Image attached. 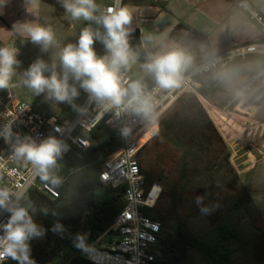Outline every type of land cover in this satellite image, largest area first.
<instances>
[{
  "label": "clouds",
  "instance_id": "obj_1",
  "mask_svg": "<svg viewBox=\"0 0 264 264\" xmlns=\"http://www.w3.org/2000/svg\"><path fill=\"white\" fill-rule=\"evenodd\" d=\"M3 3L4 0H0V4ZM40 3L41 0H25L26 11L37 17ZM59 3L70 21L84 22L76 41L60 46L53 27L46 22L14 24L12 33L40 46L43 53L51 52V58L50 61L37 58L26 70L18 72L21 64L17 59L19 48L14 44L0 46V90H9L11 95L12 87L22 86L34 96L43 95L46 101L66 103L74 109L79 107L75 100L83 90L90 104L99 111L119 115L131 110L151 118L152 99L142 80H125L123 75L138 58L129 43L133 19L130 8L123 0H114L105 8L97 0H59ZM97 42L103 45V55L97 54ZM54 48H58L55 53ZM216 63L218 61H210L204 69L215 67ZM194 67L193 55L178 45L146 52L141 65L145 75L151 77L159 89L165 90L179 87ZM229 71L222 66L213 76L223 80ZM120 134L128 137L130 130L123 127ZM0 137L10 145L12 157L30 165L36 176L52 185L61 183L54 170L67 150L62 139L49 135L38 141L28 135L20 136L13 132L12 121L0 127ZM201 200V197L197 198L198 203ZM0 210L10 213L7 222L0 223V264L8 258L18 264H35L29 241L44 235V230L33 219L37 208L26 192L14 193L8 188H0ZM39 212L47 215L49 209L41 208ZM61 228L57 224L54 230ZM86 239V235L78 234L75 246L88 251Z\"/></svg>",
  "mask_w": 264,
  "mask_h": 264
},
{
  "label": "built area",
  "instance_id": "obj_2",
  "mask_svg": "<svg viewBox=\"0 0 264 264\" xmlns=\"http://www.w3.org/2000/svg\"><path fill=\"white\" fill-rule=\"evenodd\" d=\"M113 2L114 0H110L105 7ZM124 2L125 0L123 4ZM253 16L264 32V17L255 12ZM263 48L264 45H243L218 54L201 62L176 88L165 90L159 89L155 83L149 85L145 91L152 99L151 118H145L131 110L119 115L99 111L90 104L87 93L83 90H81L83 102L78 112L68 119L43 115L30 104L10 95V92L6 95L0 92V127L12 121L14 133L20 136L28 135L38 141L49 135H55L67 145L62 157L77 162L83 161L92 147L89 135L102 123L120 140L119 148L101 163L99 170L102 189L123 193L124 206L115 225L117 239L110 242L107 247L90 246L86 257L91 264H160L155 250L163 233L162 224L148 216L146 211L150 212L156 208L163 188L158 183L148 184L147 176L142 171L140 153L143 147L159 134L162 115L182 95L194 94L200 97L196 80L198 77L219 70L222 66L227 69L231 65L246 61L254 54H264ZM98 54L103 55L104 48ZM210 61H218V63L215 67L204 69V65L209 64ZM123 75L125 80H133L127 70ZM123 127L130 130L128 137L120 134ZM149 133L152 134L150 139L140 146V141ZM0 188H8L14 193L26 192V194L38 189L51 199L59 197V192L51 185L40 183V178L34 174L30 165L12 157L10 145L3 137H0ZM9 216V212L0 210V223H6ZM3 264H18V262L8 258Z\"/></svg>",
  "mask_w": 264,
  "mask_h": 264
},
{
  "label": "trees",
  "instance_id": "obj_3",
  "mask_svg": "<svg viewBox=\"0 0 264 264\" xmlns=\"http://www.w3.org/2000/svg\"><path fill=\"white\" fill-rule=\"evenodd\" d=\"M129 43L141 58L146 55L141 47L138 30L133 32ZM0 46L5 45L0 42ZM89 139L92 147L83 161L74 165L72 169L56 166L54 174L61 180L59 185H52L40 179L41 184L48 183L59 192L57 199H51L38 189L27 194L37 208V213L33 216L34 222L44 230L42 237L29 241L31 258L36 264H58L61 259L67 261L66 264H91L86 257L87 251H82L74 244L77 235H86V244L89 247L101 246L104 242L110 243L117 236V231H112L124 206L123 193L114 192L115 194L104 196L101 193L103 189L100 187L99 173L81 187L65 205L71 194V176L74 169L100 167L101 163L120 146V140L104 123L89 135ZM146 140L143 139V145ZM172 142H176V147ZM152 144H155L157 149L158 167L146 168L142 160L141 167L147 176L148 184L158 183L163 191L156 208L150 212L146 211V214L153 220L161 222L163 232L170 228L172 222H178L177 237L169 240L170 250L174 254L186 256L190 248H195L201 251L203 257L211 264H230L231 252L228 249L219 244H206L187 232L176 207L179 185L187 178L186 162L203 163L206 170L213 171L222 161L230 164L231 160L226 141L195 96L182 95L161 117L159 134L143 147L144 154ZM178 163L182 164L181 172L179 177L174 178L173 166ZM167 199L170 204L161 207L162 202ZM45 207L49 209L47 215L39 212V209ZM53 212L56 214L53 215ZM57 224L62 228L54 230ZM219 230L221 240L237 239L236 230L230 231L221 227ZM163 243L165 239H160L155 250L160 264H163L160 255L168 253L167 249L163 248ZM69 253L71 256L65 258L64 255L67 256Z\"/></svg>",
  "mask_w": 264,
  "mask_h": 264
},
{
  "label": "rangeland",
  "instance_id": "obj_4",
  "mask_svg": "<svg viewBox=\"0 0 264 264\" xmlns=\"http://www.w3.org/2000/svg\"><path fill=\"white\" fill-rule=\"evenodd\" d=\"M0 41L3 45L5 44L2 39ZM5 42V45L15 43L19 48L20 54L17 59L21 61V64L17 69L18 72L26 70L37 58L50 61L51 52H41L40 46L32 45L31 41L26 45H18L17 40H7ZM56 51H58V48L53 49V53ZM257 85H260V87L258 86L260 88L259 91H264L263 83H258ZM247 88L239 89L231 100L233 105L227 109H222L223 111L228 110L226 114L219 112V115H217L220 116L219 118L215 115L214 118L217 119L216 121L219 125L215 124L213 118H211L201 103V106L204 107L208 117L214 122L227 145H231V148L228 147L231 153L230 164L222 161L213 171H208L203 163L186 162L187 178L186 181L181 182L179 185V195L176 202L178 216L182 221L181 223L184 222L186 225L187 232L193 238L206 244H219L223 248L228 249L231 252L230 264H264V177L262 176V172L264 174V163L259 162L256 164L261 158H264V130L262 128L256 129L255 127L256 124L254 122L256 119L253 120V117L259 111L257 109L259 103L258 105L252 103L253 99L246 97ZM0 92L6 95L9 90H0ZM240 93L242 94L240 95ZM11 94L18 100L30 104L37 112L43 115L56 116L63 119L73 117L71 114H73L75 109L71 105L46 101L43 95L34 96L22 86L12 87ZM187 95L195 96L194 94ZM82 97L80 92V96L75 100L77 106H79ZM196 98L199 99L198 97ZM240 102H243V105L238 106V110H236ZM263 114L264 112L257 119L264 123ZM149 134L152 136L151 133ZM144 138L147 139V135ZM172 143L176 147V142ZM156 154L155 144H152L145 154L143 150L141 151L140 158L146 168L148 166L149 168L152 166L158 167ZM76 164L77 161L65 157H62L57 162V165L71 169ZM173 168L174 178L179 177L182 164H174ZM99 170L100 167L94 166H89L87 169H74L71 176V194L69 201L65 202V205L70 202L81 187L88 184L99 173ZM173 180L171 181L173 182ZM101 193L104 196L106 194H115L107 188H104ZM198 197L202 198L199 203L197 202ZM169 204L168 199L164 200L161 207ZM202 209H207V211ZM227 209L235 214V220L226 224V227L229 229L236 227L238 234L237 239L225 241L221 240L219 229L220 227L224 228L221 225V217L223 211ZM177 227L178 222H172L170 228L162 233L161 240L165 239V243L162 246L168 251L167 254L160 255L159 258L162 263L211 264L203 257L201 251L195 248H190L186 256L176 255L171 252L169 240L177 237ZM70 256L71 253L67 256L64 255L65 258ZM66 262L61 259L58 264H66Z\"/></svg>",
  "mask_w": 264,
  "mask_h": 264
},
{
  "label": "crops",
  "instance_id": "obj_5",
  "mask_svg": "<svg viewBox=\"0 0 264 264\" xmlns=\"http://www.w3.org/2000/svg\"><path fill=\"white\" fill-rule=\"evenodd\" d=\"M97 3L104 8L110 0H97ZM124 5L133 13L129 39L138 30L145 53L178 45L193 55L197 67L201 62L237 46L264 45V32L253 16L255 12L264 17V0H125ZM65 15V9L59 0H41L37 17L26 11L25 0H4L0 4V40L5 44L7 40H17L18 45H26L30 40H23L12 33L14 24L46 22L53 27L59 45L75 42L84 22L70 21ZM95 49L97 53L100 52L102 44L97 42ZM262 50L264 52V48ZM145 58L146 55L141 58L138 54L136 62L127 71L133 80L141 79L144 88H147L155 82L142 71L141 65ZM227 69L230 71L223 80L214 78L213 73L218 70L196 79L200 93L199 102L206 108L215 124L219 125L215 115H219V112L226 114L228 110L222 109L231 107V100L239 89L248 87L246 97L253 99L252 103L260 105L257 108L259 111L253 117L257 121L254 122L255 127L264 130L263 121H258L260 114L264 112V91H259L260 85H257L264 84V54H254L246 61L231 65ZM82 102L83 97L71 116L76 115ZM242 105L243 102H240L236 110ZM150 137L148 134L146 141ZM230 146L228 147L231 148ZM259 162L264 163V158L256 164ZM262 176L264 177L263 172ZM229 209L223 211L221 225L232 231L236 227H226V224L235 220V214ZM109 244L104 242L101 247Z\"/></svg>",
  "mask_w": 264,
  "mask_h": 264
},
{
  "label": "bare ground",
  "instance_id": "obj_6",
  "mask_svg": "<svg viewBox=\"0 0 264 264\" xmlns=\"http://www.w3.org/2000/svg\"><path fill=\"white\" fill-rule=\"evenodd\" d=\"M143 139L141 140V143H140V146H143V143H142Z\"/></svg>",
  "mask_w": 264,
  "mask_h": 264
},
{
  "label": "water",
  "instance_id": "obj_7",
  "mask_svg": "<svg viewBox=\"0 0 264 264\" xmlns=\"http://www.w3.org/2000/svg\"><path fill=\"white\" fill-rule=\"evenodd\" d=\"M116 229H117V228H116V227H114V229H113V231H112V232L116 231Z\"/></svg>",
  "mask_w": 264,
  "mask_h": 264
}]
</instances>
